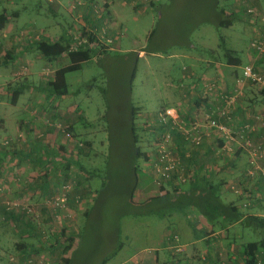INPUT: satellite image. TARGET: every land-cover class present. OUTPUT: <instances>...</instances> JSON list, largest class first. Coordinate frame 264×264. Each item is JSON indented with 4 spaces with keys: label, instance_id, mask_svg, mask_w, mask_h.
<instances>
[{
    "label": "rangeland",
    "instance_id": "obj_1",
    "mask_svg": "<svg viewBox=\"0 0 264 264\" xmlns=\"http://www.w3.org/2000/svg\"><path fill=\"white\" fill-rule=\"evenodd\" d=\"M65 1V5H68L65 9L71 16V22L69 21L66 25L70 38L67 42L65 41V44L76 48L78 46L77 39L90 26L85 18L81 19L76 13L80 9L79 6L84 5L85 7L88 4L82 0ZM99 1L103 8L114 3H109L111 0ZM253 1L249 0V3L264 15V0H261L263 7ZM77 2L81 4H77ZM121 2L131 4L127 7L128 12L122 19L123 22L115 23L116 20L107 17L106 22L98 25L100 28L104 27L106 33L103 39L98 38L92 43L93 47L98 46V51L92 60L66 73L68 94L64 97L47 93L44 87L48 78L51 77V70L62 67L63 63H69L67 55L45 62L46 64L35 70V75L25 62L18 63L16 67L0 69L2 74L0 88L6 87L7 92L4 94V91H0V96H2L0 115L8 110L10 114L5 117H10L12 121L17 119L14 114L15 108L8 101L9 89H12L11 87L16 84H27V88L19 100L20 104L36 109L44 106L47 113L45 112L39 125L44 123L46 131L41 130L40 134L44 135L45 132L53 134L47 140V142L50 140L49 147L52 145L49 148L50 151L48 149L42 153L41 150V162L39 167L36 164L31 175L27 174L26 178L15 177V180L12 181L14 184L11 185L9 181H4L2 185H5V188L0 185V264H60L64 262L65 258L71 256L72 251L67 253L65 248L70 243L68 236L71 234H74L75 237L73 247H77L74 264L101 262L115 250L120 236L123 247L115 255L110 256L106 264L129 262L128 259L137 249L157 245L161 228L167 222L169 212L162 222L156 214L135 215L134 207L127 204V191H120L123 189V185L128 184L127 175H131L130 152L133 141L128 133V115L135 112L134 122L139 137L136 146L142 154L140 158H137L141 167L137 171L138 184L139 187L151 189L155 186L152 176L147 173L145 163L155 154L154 142L163 128L157 121V114L160 110L172 106L177 109L182 118L186 119L177 105V97L181 96L180 89H186L184 88L185 83L180 82L186 76L191 75L193 70L203 72L200 69L204 58L206 59L203 54L207 55L213 48L216 49L215 57L218 62H223L224 48H226L237 54L241 60V66L247 62L250 63L246 53L252 51L250 42L256 33L254 24H257L258 28L261 24L259 21L249 22L239 0H162L154 3L155 6L137 4L131 0H122ZM75 3L76 7H73ZM36 4H38L39 10L49 11L44 0H37L34 5ZM117 5L119 2L113 4V6ZM65 9L62 10L65 11ZM219 9L233 13L238 9L233 24L230 26L221 25ZM22 10L24 9L22 8ZM95 11L97 13H95L94 19L102 13L101 10L98 12L95 9ZM62 15L69 17L64 12ZM38 16L35 11L26 10L22 14L21 22L12 17L10 20L16 23L17 27L23 26V22L28 23L29 21L44 27L49 23L63 19L59 15L54 17L50 14V22H47L41 21ZM83 22L87 23L86 29L83 27ZM19 29L21 31L15 33L14 40L18 42L16 44H21L28 37H32V40L36 42L41 41L42 38L46 39V35L42 32L35 31V34H30V32L24 31L25 29L20 27ZM106 39L111 42H107ZM222 41L223 44L218 47ZM98 42H102L99 43L102 45L100 46ZM103 46L110 51L106 58ZM135 55L138 56L136 75L129 84ZM260 58L264 59V54H261ZM236 67L230 71L229 78L228 71L226 75L217 77L223 79L222 88L227 89L233 86L234 80L232 81L231 75L236 74L237 70H241ZM255 67L264 72L263 61ZM199 78L201 80L203 76ZM181 84L183 85L181 86ZM128 87L131 88L130 91ZM258 88L260 89L251 82L245 84L242 105L249 92L258 93ZM237 111L238 109L234 111V119L235 125L238 126L246 121L256 124L258 121L256 116H262L260 114L250 116L245 113L246 119L244 116L242 121L240 116L244 113H236ZM62 113H68V116L64 117ZM205 114V112L198 111L190 120L204 121ZM21 117L30 119L29 115L24 112ZM10 124L12 129L13 124ZM56 124L61 125L59 128L56 126L59 130V137L52 129ZM67 128L69 136L64 132ZM121 133L124 134L123 142ZM40 134L36 132L34 138L41 139L42 135ZM45 138L46 136L42 140ZM177 139L179 140V137ZM7 140L1 135L0 145L9 149L10 152L14 151V145H9L10 142ZM214 140L216 142L215 145L213 144L212 156L215 154V159H220L217 160L218 162H222V159L224 160L235 151V146H233L234 151L229 152V150L222 149L220 141ZM179 142L181 143V140ZM37 144L38 142L34 149L28 146L25 147V150L31 149L30 153L36 155L38 153ZM175 146L176 150H179L180 146L178 144ZM194 148L199 147L188 144L184 148L185 154L183 152L180 155L178 152L176 153L184 161L190 156H197V150ZM80 152L82 153L80 154ZM60 157L80 161L84 166V171L76 170L74 166L67 164ZM184 164L186 163L184 162ZM237 169L235 168L233 171L235 177L242 176L241 183L248 181L241 187L248 192L249 196H242L239 204L241 203L243 209L241 207L240 209L244 214L249 215L253 213L251 211L253 204L264 202V194L262 190H255L251 195L258 198L249 201L250 179L243 180L245 169L243 170L241 167ZM68 184L71 186L69 189L66 187ZM168 186L170 187L169 184L166 187ZM140 189L138 188L133 195V200L138 203L144 202L158 193L156 188H154L156 191ZM96 192H101L97 203H95L96 198L93 202ZM231 193L234 192L230 188L227 189L226 200L235 199L236 194L234 193L232 196ZM60 196H65L63 205L57 199ZM13 203L17 205L13 206ZM90 207L92 212L87 220L85 212ZM127 210L131 211L127 212ZM7 211L12 215L7 216ZM191 211L186 210L185 216ZM178 218L182 220L181 216ZM64 228L66 229L65 236L61 235ZM119 229H121L120 233ZM159 229H161L160 232H158ZM234 231L236 236H239V242L256 240L259 237L258 232L245 225L235 226ZM80 234L81 241L79 243ZM180 241L185 244L182 238ZM21 242H28L35 250L24 252L22 248L17 247V244ZM173 260L175 261V259ZM242 261L243 259L239 258L237 264H244ZM160 264L164 263L160 262Z\"/></svg>",
    "mask_w": 264,
    "mask_h": 264
},
{
    "label": "crops",
    "instance_id": "obj_2",
    "mask_svg": "<svg viewBox=\"0 0 264 264\" xmlns=\"http://www.w3.org/2000/svg\"><path fill=\"white\" fill-rule=\"evenodd\" d=\"M44 1L48 6L49 11L43 12L42 10H39L38 4L34 5L35 2L37 3V0H0V14L3 13L4 14L3 17L7 18L6 21L0 22V69L7 67H11V68L16 67L18 63L21 64L25 62L29 66V68H31L33 75H35L36 72L35 70L38 69L40 66L46 64L45 62L47 61L50 62V60L59 59L60 56L53 59H48L43 57L36 50V45H35L36 41H33L32 37L26 38V40L21 42V44H16L18 42H15L14 40L15 33L20 30L19 27L25 29L24 31L26 32H30V34H35V31L42 32L43 34L46 35V39L42 38L41 41H46L48 43H52L60 39L67 41L68 38H70L68 36V32H67L68 30L66 28V25L67 23H69V21L71 22V16L70 13L67 12V10L65 9L66 6L68 7V5H65L64 3L66 1L65 0H53V1L44 0ZM84 1H86L88 5H86L85 7L84 5L79 6L80 9L76 13V15L77 16L79 15L81 19L82 18L91 19L89 21V25L91 26V28L97 25V27H95L96 29H100L98 25L104 23L105 19H108L109 17L116 20L115 23L116 22L122 23L123 22L122 19L126 17V12H128L127 7L131 5L127 2L124 3L121 2L122 0H111L109 3L114 2L113 4H115L119 2V5L113 6L112 4V5H108L106 8H103L102 6H100L101 1L99 0H82V2ZM254 2L255 4H259L261 5V7H263V4L261 3L263 1L254 0L253 3ZM22 8L24 10H22ZM85 8L86 10H83ZM62 9H65V11ZM95 9L98 12L100 10L102 11L101 15H99L98 18L96 19H94V15L95 13H97ZM26 10L35 11L39 15L38 17L41 18L40 19L41 21L50 22V14L53 15L54 17H57L59 15L63 19L62 21H55L49 23L48 26H44V27L41 25L40 26L36 25L33 21H29L28 23L23 22V26L19 25V27H17L16 23L10 20L11 17L14 20L19 19V21L21 22L20 19L22 18V14ZM236 10H234L235 13L237 12ZM63 12L65 14L67 13L69 19L62 15ZM227 13L233 14L235 17V13H233L232 11H229ZM84 24L87 23L83 22V27L85 28ZM110 32L111 31L109 30V35L111 36ZM215 54H216V49L214 48L211 49V51L208 52L207 55L203 54V56H206V59L204 58L203 64L200 66V69L203 72L200 73L199 71L196 72L193 70L191 71L192 72L191 75L186 76L185 79L180 82V83L182 82L185 83L184 88L186 89H180L181 96L177 97V105L179 106L181 113H183L184 116H186V119L189 120L193 119L194 118L193 115H195L198 111L200 113L203 112L206 113L209 106V101L201 98L202 96H201V88L199 86L200 84L199 77L203 76V78H208V79L212 77L217 78L219 76L226 75V72L228 71L227 76L229 78L230 71H232L234 67H236L230 64L218 62L216 60ZM246 55L247 58H249L248 60H250V63L252 64L258 65L262 61L264 62V59L260 58L261 55L257 54L253 50L250 53L247 52ZM68 64L69 63H63V66ZM236 68H241L242 70L241 65L237 66ZM56 69H58V67L51 70L52 74L51 77L48 78L49 80L53 77L54 71ZM241 70H237L236 74L234 73V75H231L232 81L237 75L241 74ZM0 77H2L1 70H0ZM5 88H0V91H4V94L7 93ZM0 99H2V96H0ZM210 99L213 101L214 98H210ZM19 100L20 98L18 99L16 104H13L12 95L8 96L9 103L13 106V108H15L14 114L17 118L15 121H12L10 117H5V115L10 114V112L8 113V110H6V112L3 113V115H0V136L3 135V137L8 139L7 141L10 142L9 145L13 144L15 147L14 151L10 152L9 149L0 145V157H1L0 185L1 187L3 186L4 188L5 185H2L4 184L3 183L4 181H9L10 182L9 184L11 185L14 184L12 183V181L15 180L14 179L15 177L20 176V178H26L27 174L31 175L32 170L34 171V169L36 168V164H38L37 167H39V164L41 162L40 160L41 148L43 146H45L47 149L52 147V145L49 147L48 143H50V140L48 142L47 140L49 139L48 137H50L51 135L53 136V134L52 133L49 134L46 132L44 133V135L43 133L40 134L41 130L46 131V129L43 126L44 123L42 125H39L41 124L39 122L41 118L45 116V112L47 113V110L44 109V106H42L43 108L41 107L38 109H36L35 107H30L29 105L22 106ZM244 101L245 102L243 103L249 106H245L244 104L242 105L241 103L240 104L241 107L238 108V111L236 113L238 112L244 113V115L241 116L239 115L240 120L242 121L244 120V116L246 119L245 113L247 115L250 114V116H253L255 114L262 115L260 119V123H259V119L256 123V125L258 126L257 129L258 131L254 132L252 134V137L256 142L264 143V98L261 97L259 91L258 93L249 92L247 99ZM22 112L28 114L30 119L22 118L21 117ZM55 115L61 116L57 113ZM63 115L64 117L68 116V113L67 114L64 113ZM10 123L13 124L12 129L10 128L11 125ZM36 132L42 135L41 139L36 140V138H34ZM55 133L59 137V133L57 130H55ZM44 136H46V138L42 140ZM214 139H215L214 137H211L203 143V146L199 148H194L197 150L196 155L198 156V158L197 156H190V158L184 159V161H182L184 171L187 173L189 172L190 168L194 167L196 173L197 174L200 173L199 176H204L206 181H210L212 179L213 183L220 185L219 194L221 196V199L225 201V203L235 201L236 204L238 203L237 206L243 209L241 203L239 204L240 202L239 200L242 198V196L237 195L238 196L237 197L235 195V199L226 200L225 195L227 194V189H229L228 188L229 184L239 183L241 184V186H243L248 183V181L246 183H241L242 172L240 174L241 177H237V178L235 177L236 175L233 174L235 168L237 169L241 167L243 168V170L245 169L248 162L247 155L240 147L236 145L235 151L232 154L225 157L224 160L222 159V162H218L217 160L220 159H215L216 158L215 154L214 156H212L213 144L215 145L216 142ZM179 140L176 139L177 141L176 144L180 146L179 147L180 152L179 150H176V152H178L180 155V153L185 152L184 148L188 144L185 142L180 143ZM36 141L38 142L37 144L38 153L36 155H33L32 153H30L31 149L25 150V147L29 146V148L34 149L36 147L35 146L37 143ZM220 143L222 142L220 141ZM43 149H42V153L45 152ZM54 151L56 150L54 149ZM214 160H216V162H214ZM184 162L186 164H184ZM225 162L227 164H224ZM263 162H264V158H263ZM192 178L193 177H189L185 183L180 184L181 187L179 186L180 188L179 191L177 192V195H182L186 193L190 194L188 190H190L191 188L188 186L187 182ZM243 180H244V176H243ZM168 184L170 185V187L169 186L164 188L154 187L158 190V193L156 195L163 194L166 192V190L176 187L174 186V184H176L175 180H173ZM201 187H206L205 181L202 183L199 189H201ZM138 188H141L140 190L143 191L144 190L156 191V189L154 188L150 189L141 186ZM263 189L264 188L261 179H256V178L250 179L251 192L255 190H263ZM190 191L194 192L192 189ZM233 194L231 193L232 196H234ZM186 210H190V211L192 210L194 211V213H192L191 211L188 215L185 216ZM251 211L253 212L252 214L264 216V202L253 204L251 207ZM178 213H182V214H178ZM168 214H169V217H167L168 220L161 228L162 231L161 229H159L158 231V232L161 231L162 233L160 232V237L158 239L157 245H154L152 247H143V248L141 247L137 249L130 256V259H128L130 260L129 262L133 261L134 264H160V262H163L164 264H184L185 262H190L191 264H221V261L225 260L226 264H237L238 259L243 258L241 251L242 250L241 243H243L244 241L239 242V236L237 237L234 231L235 226L242 225V222L240 220L234 223L228 222L229 224L226 223L228 219L225 218L224 220L223 217H216L215 219L210 220L206 218L204 215H202L194 207L191 206L187 207L184 210V212H182L181 209H177V210L172 209L171 212H169ZM178 216H181L182 220H180ZM157 218H159V216ZM159 219L162 222L164 220V217L163 218L161 217ZM221 224L222 226L226 224V227L224 228L221 227L220 226ZM219 226L221 228H217ZM175 233L179 235V237L182 238V240H184L185 243L182 244L180 241L181 245H183V251L179 252L178 254L174 253V250L171 248L172 247L171 237ZM17 247L22 248L24 252H26V250L28 252L35 250V248L30 246L28 242L18 243ZM0 249H1V244H0ZM173 259H175V261Z\"/></svg>",
    "mask_w": 264,
    "mask_h": 264
},
{
    "label": "built area",
    "instance_id": "obj_3",
    "mask_svg": "<svg viewBox=\"0 0 264 264\" xmlns=\"http://www.w3.org/2000/svg\"><path fill=\"white\" fill-rule=\"evenodd\" d=\"M131 1L144 5L152 4L159 0ZM239 2L249 22L256 23V21H259L261 24L259 28L257 24H254L256 33L250 42V48L257 54H264V15L258 8L249 3V0H239ZM77 4L81 3L77 2ZM73 7H76V3ZM89 31L91 35H95L97 39H103L104 34H106L104 27L100 29L93 27L91 29L90 26L82 33H88ZM77 41L78 46L80 44H90V46H92V43L95 42H90L88 37L83 36V34L79 36ZM106 41L111 42L109 39H106ZM77 47L71 48L77 49ZM222 82L223 79L221 78H201L200 80L199 86L201 88V96L209 101L204 121H199V119L196 121L184 119L180 116L177 109L172 107L164 108L158 112L157 121L163 128L154 142L155 154L145 163L147 166V173L152 176L155 187L163 188L173 180H175L176 184L185 183L189 177H194L195 175L196 170H194V167L190 168L187 173L184 171L182 160L176 153V140L174 137L176 133L181 135L184 141L193 147H200L206 139L212 136H214L217 141L222 142V149L229 150V152H233V146L237 145L246 153L248 159L247 167L244 171V179H261L264 188V143L256 142L252 137V134L258 129V126L248 121L238 126L235 125L234 119V111L237 110L241 104L245 84L251 82L255 86L263 88L264 73L258 70L254 64L246 63L242 66L241 74L234 78V84L231 89L222 88ZM182 85L183 84H181V86ZM210 98H214L213 101ZM261 117L259 115L256 116L259 121ZM57 127L59 128L61 125L57 124ZM64 132L69 136L68 128L64 130ZM66 187L69 189L71 186L68 184ZM229 188L236 195L243 197L249 196L248 192L242 189L241 184L236 185L235 183H231L229 184ZM262 191L264 194V189ZM251 193L250 191L249 201L250 199L258 198L252 196ZM57 199L61 205L65 202V196H60ZM12 205L16 206L17 204L13 203ZM171 242V248L174 250V253L178 254L183 251V245L180 243L179 235L176 233L173 234ZM121 264L134 263L132 261ZM184 264L191 263L185 262ZM221 264H226V261L222 260ZM255 264H264V260L258 258Z\"/></svg>",
    "mask_w": 264,
    "mask_h": 264
},
{
    "label": "trees",
    "instance_id": "obj_4",
    "mask_svg": "<svg viewBox=\"0 0 264 264\" xmlns=\"http://www.w3.org/2000/svg\"><path fill=\"white\" fill-rule=\"evenodd\" d=\"M162 0H159L160 2ZM156 3V2H154ZM152 3L153 6L155 4ZM244 10V9H243ZM219 13L221 16V25L225 26H230L233 24L234 21V15L229 14L224 11V9H219ZM4 14H0V22L6 21V18L3 17ZM91 19L86 18L85 21L89 22ZM92 24V23H91ZM91 27V26H90ZM94 27H97L94 26ZM154 30L152 31V33ZM151 33V34H152ZM83 36H87L90 42H94L97 37L95 35H91V33H83ZM151 37V36H150ZM65 40L60 39L52 43H48L46 41H38L35 43L36 45V50L45 58L48 59H53L57 58L61 55H67L69 58V64L62 66L54 71L53 77L46 82L45 91L47 93H52L55 94L59 97H64L66 94H68V86H67V81H66V73L72 70H75L81 65L89 60H92L93 56L97 53L98 51V46H90V44H80L77 49H72L70 46L65 44ZM67 42V41H66ZM100 43V42H99ZM98 43V44H99ZM222 43L219 45L221 47ZM100 46L102 44H99ZM218 46V47H219ZM103 51L105 54V58L109 56V50L105 49L103 46ZM223 62L226 64H230L233 66H240L241 65V60L237 56L236 53H233L232 50L224 48V53H223ZM104 58V59H105ZM134 65L131 70V80L129 81V84L133 81L136 75V63L138 61V56H134ZM35 87V86H34ZM12 89L10 90V95H12V103L16 104L18 99L21 98V96L24 94V91L27 88V84H22V85H15L11 87ZM129 91H130V87ZM230 88V87H229ZM259 94L261 95L262 98H264V87L259 90ZM202 98V97H201ZM204 99V98H203ZM205 100V99H204ZM134 111V110H133ZM135 112H132V114L128 115L127 119V124H128V129H129V135L132 137V148L130 152V157H131V164H130V172L131 175H127L126 180H127V185H123V189L120 191H127L126 195V200L127 204L134 207L135 215H157L159 218L165 217L168 212H170L172 209H181L182 212L187 207H194L196 210H198L202 215H204L208 219H215L216 217H223L224 220L227 218L226 223H234L236 221H241L242 225L250 227L253 231L258 232V236L256 240H251V241H245L241 243L242 246V255H243V262L244 264H255L258 258H261L264 260V216L262 215H256V214H249L245 215L244 212L240 209V207L237 206L235 201L225 203L221 199V196L219 194L220 190V185H217L213 183L212 179L210 181H206L204 176H199L195 172L194 177L187 182L188 186L194 191L190 192V194H182V195H177V192L179 191V188L181 187L180 184H174L172 190H166L165 193L163 194H158L156 196L150 197L149 199L145 200L144 202H135L133 200V195L134 192L138 189L139 184H138V178H137V171L140 170V165L137 162V158H140L142 155L141 152H139V149L137 148L136 144L138 142V134L137 130L135 127V122H134V114ZM189 120V119H187ZM57 124L55 127H52L53 130H57L59 133V130L56 128ZM56 134V133H55ZM120 135L123 136L122 142L124 140V134L121 133ZM175 140L177 137L181 140V142H185L184 139L182 138L181 135L179 134H174ZM177 143V141H176ZM186 143V142H185ZM44 148V149H43ZM48 150L45 146L41 148V150ZM82 152H80L81 154ZM44 157V156H43ZM61 160L66 162L67 164H70L71 166H74L76 170L84 171V166L82 163L78 160H74L72 158H64L60 157ZM55 163V162H54ZM58 163V162H57ZM67 165L65 166V168ZM110 176V175H109ZM106 180V179H104ZM206 182V187H199L202 185L203 182ZM173 184V183H171ZM167 186V185H166ZM164 186V187H166ZM180 186V187H179ZM163 187V188H164ZM201 191V192H200ZM188 192V193H189ZM98 193V194H97ZM175 195V196H174ZM101 196V192H96V196L93 198V202L99 199ZM174 196V197H173ZM77 198V197H76ZM79 199V198H77ZM92 202V203H93ZM131 211V210H127ZM92 212V208L90 207L87 212H85L86 219L90 218ZM126 212V213H127ZM7 216H11L12 213L6 212ZM134 214V212H133ZM164 215V216H163ZM228 223V224H229ZM221 227H226V224ZM217 228H221V227ZM85 229V228H84ZM83 229V231H84ZM65 228L62 231L63 236L66 235ZM119 229V233H120ZM68 239L70 240V243L66 245V252L68 253L69 251L71 252V256L67 257L64 259V262L60 264H74L76 256H77V247H73V242L75 240L74 234H71L68 236ZM120 240H118L117 246L114 248L110 253V256L115 255L119 249L123 247V242L121 240V236L119 237ZM81 241V234L79 236V243ZM117 241V240H116ZM58 242V240H56ZM74 249V250H73ZM110 256H107L106 258H103L101 262H98L97 264H106L108 261V258Z\"/></svg>",
    "mask_w": 264,
    "mask_h": 264
}]
</instances>
